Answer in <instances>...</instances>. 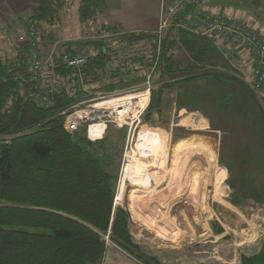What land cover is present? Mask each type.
<instances>
[{"label": "trees", "instance_id": "trees-1", "mask_svg": "<svg viewBox=\"0 0 264 264\" xmlns=\"http://www.w3.org/2000/svg\"><path fill=\"white\" fill-rule=\"evenodd\" d=\"M108 6L109 0H79L77 15L81 21L98 22ZM63 8V0H33L25 18L39 27H51L60 22ZM194 11L188 7L174 16L161 39L151 32H124L101 20V38L78 41L74 47L61 43L52 74L43 72L44 85L53 76L60 87L47 107L35 105L27 96L31 85L26 47L21 44L11 57L0 51V264H102L107 234L116 247L144 260L133 243L128 215L114 205L122 133L108 125L103 137L89 133L93 140L101 138L91 141L86 127L73 133L63 129V117L58 114L73 105L80 88L102 93L136 88L151 71L150 103L140 117L143 124L154 126L153 114L162 113L167 90L201 79L212 85L219 79L227 81L243 95L247 106L229 110L230 124L222 122L214 108L208 109L210 127L220 133L221 157L232 153V160L227 157L231 167L244 168L249 157L257 165L264 150V109L260 107L264 97L259 101L237 78L210 71L213 61L207 53L214 36L187 32L192 37L185 46L191 61L182 60L174 28L179 24L188 31ZM197 41L205 44L197 49ZM79 48H87L85 64L66 68L60 56L74 55ZM193 97L194 106L207 102ZM253 114L259 120L258 132ZM257 169L256 174L264 178V167ZM243 179L239 185H245L244 198L260 202L253 181ZM221 232L220 227L214 230L216 235ZM240 264H264V242L255 255L240 256Z\"/></svg>", "mask_w": 264, "mask_h": 264}, {"label": "rangeland", "instance_id": "rangeland-1", "mask_svg": "<svg viewBox=\"0 0 264 264\" xmlns=\"http://www.w3.org/2000/svg\"><path fill=\"white\" fill-rule=\"evenodd\" d=\"M170 1L166 0V3H170ZM78 2L79 0H63L64 8L60 22L51 27L45 25L39 27L48 47L46 50L49 49L47 53L52 50L58 52L64 43L72 44L71 46L74 47L78 41H95L103 36L99 31L101 18L98 19V22L79 19L77 15ZM163 4L159 25L154 32L158 39L163 37L174 18V16L169 17L168 24L165 27L162 26ZM207 10L211 15L215 13L211 8H207ZM25 12L11 16L7 3L0 0V51L9 57L15 53L17 48L21 47L18 38L24 36L28 23L31 22L25 18ZM191 28H194V25H191ZM191 28L186 31L187 28L180 27L179 24L174 28L175 40L180 44L178 53L185 62L186 60L191 61L189 52L185 48L189 42L187 39L192 38L187 33L192 34ZM184 32L187 35H184ZM204 44L205 42L197 41V49L203 47ZM209 48L207 56L211 58L215 53L210 46ZM78 51L84 56L88 54L87 48H79ZM47 53L45 56L49 54ZM222 56V58H227ZM118 57L119 60H122L121 56ZM184 64L186 65V63ZM210 71L235 77L248 90L251 78L249 73L240 74L232 68L226 71H219L215 68ZM147 73L146 80L148 78L152 84L151 71ZM146 80L138 86L141 87L142 92L144 91L142 85L147 82ZM213 84L201 79L167 90L163 95L162 113L159 116L153 114L154 126L143 124L141 117L138 121L136 120V116L142 109H138V114L135 117L131 114L119 119L122 124L121 128L116 123H112L115 120L119 122L114 119L117 116L116 112L105 111L108 115L110 130L116 132L119 130L124 137V141H120L119 147L120 161L117 170L114 205L123 208L128 215L133 243L138 246L139 253L144 260L116 247L111 243L107 234L103 236L106 252L102 264H155L151 258L160 264H240V256H252L259 251L264 242V232L261 234L262 236L259 232L264 230V221L253 217L252 214L264 204V178L256 174V171H259L257 168L264 167V150H261L260 157L258 156L256 159L257 165L251 162L249 157L248 165L244 164V168L236 165L231 167L228 160L233 158L232 153L228 155L231 151L227 152L228 156L224 154L221 157L220 133L210 127L211 116L208 109L211 111L214 108L213 113L225 124H230L229 110L241 111L246 108L247 102L243 100L244 97L238 90L231 89L232 87L228 85L227 81L219 79ZM126 91L129 90H117L111 93H121L120 95H122ZM131 91L133 93L130 95L140 93L139 90H130V93ZM139 95L145 96L146 94ZM194 95L198 102L201 99L207 101L204 103L206 108L204 105L198 107L197 104L195 106L192 104ZM149 103L150 98L148 105ZM212 103L215 106L211 105ZM261 105L264 106L262 102L260 107L264 109ZM181 107H185V109H179ZM186 107H189L191 111ZM142 114L143 112L140 116ZM252 116L251 120L256 124L255 129L258 132L259 120L256 114ZM86 137L92 141L87 134ZM152 138L160 139L165 148L167 154L166 172L161 170V175L157 180L150 177L151 188L145 196L140 189L131 188L128 184L124 193L118 196L124 189L123 181L128 157L135 156L150 162L149 142ZM182 142L206 144L211 148L214 159H210V154L206 150L200 151L201 147L185 149L181 151L171 174L169 169L174 157L173 147ZM218 170L224 171L225 176L219 185H217ZM243 177L253 181V186L258 189L261 195L260 202L255 203L247 195L244 198L245 185H239L241 180L244 182ZM218 226L222 232L216 235L214 230L219 228Z\"/></svg>", "mask_w": 264, "mask_h": 264}, {"label": "built area", "instance_id": "built-area-1", "mask_svg": "<svg viewBox=\"0 0 264 264\" xmlns=\"http://www.w3.org/2000/svg\"><path fill=\"white\" fill-rule=\"evenodd\" d=\"M163 4L161 13L162 26L165 27L167 19L172 16L182 14L183 10L188 7H194L196 10L191 15V28L193 32H198L200 35H210L228 41L233 46L246 50L252 58V72L248 90L259 100L264 97V39L252 31L249 27L235 20H228L209 13L197 10V5L200 0H171L166 3V0H159ZM39 26L35 22H29L25 34L18 38V41L26 47V62L30 71L27 83L31 85L28 92V98L37 106L47 107L50 103V98L56 92H59L60 87L55 77L43 84V72L47 71L52 74L54 67V57L57 52L52 50L48 55H42L40 51V42L38 40ZM61 62L66 68H79L86 62V56L77 52L74 55L65 54L60 56ZM147 82L141 87L127 89L129 91L121 93H102L86 91L83 88L77 90L74 96V103L70 107L61 111L58 115L63 117V129L68 133L76 132L77 130L86 127V134L89 136L90 128L93 126H103L102 136L105 134L109 121L107 120V112L115 111L113 108H103L99 106L105 101L116 99L119 97L129 96L133 92L130 90H139V94L147 95L145 107L136 116L139 120L141 113L146 109L150 98L151 84L147 78ZM263 95V97H262ZM134 106V105H133ZM110 109V110H109ZM117 115V114H116ZM117 117V118H116ZM114 119L118 127H122L118 116ZM91 139V138H90ZM93 141V139H92ZM104 239V238H103Z\"/></svg>", "mask_w": 264, "mask_h": 264}, {"label": "crops", "instance_id": "crops-1", "mask_svg": "<svg viewBox=\"0 0 264 264\" xmlns=\"http://www.w3.org/2000/svg\"><path fill=\"white\" fill-rule=\"evenodd\" d=\"M3 1L7 3L11 16L26 11L33 4V0ZM199 2L197 10L211 14L207 10L211 8L212 12H215L212 15L241 22L264 39V0H201ZM161 7L162 3L159 0H109L108 10L101 20L110 25L120 26L124 32L154 33L159 25ZM211 40V49L215 53L211 57L213 70L217 68L219 71H226L232 68L240 74L249 73L251 77L252 58L246 50L218 37H212ZM45 43L42 37L40 47L43 54L49 50H46L48 47ZM222 55L227 58H222ZM252 216L264 221V204L258 211H253ZM259 232L262 236L264 230Z\"/></svg>", "mask_w": 264, "mask_h": 264}, {"label": "bare ground", "instance_id": "bare-ground-1", "mask_svg": "<svg viewBox=\"0 0 264 264\" xmlns=\"http://www.w3.org/2000/svg\"><path fill=\"white\" fill-rule=\"evenodd\" d=\"M147 102V95H129L125 97H119L116 99L105 101L100 104L103 108H113L119 119H123L125 116H130L131 114L135 117L138 114V109L144 108V102ZM134 105V107H133ZM103 126H93L90 128V135L92 136H102ZM201 147L200 151H205L210 154V159H214V155L211 151V148L203 143H191V142H182L178 143L173 147V162L172 166L169 169V172L173 173V168L180 156L181 151L185 149H192ZM150 149V162L145 159H140L139 157L129 156L128 165L125 167V176L123 181V191L118 194L122 195L125 191L127 184L131 188H137L142 191V194L145 196L150 187V177H153L155 180L161 175V170L165 171V166L167 164V154L165 148L158 138H152L149 142ZM210 162H212L210 160ZM163 172V173H164ZM218 183H222L224 178V173L222 171H217ZM187 178V177H186ZM170 180V179H169ZM223 191V190H222ZM193 193V192H192ZM195 195V194H194Z\"/></svg>", "mask_w": 264, "mask_h": 264}]
</instances>
